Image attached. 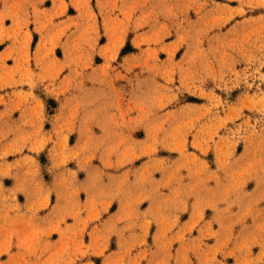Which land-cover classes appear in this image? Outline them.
Returning a JSON list of instances; mask_svg holds the SVG:
<instances>
[{"label": "rangeland", "instance_id": "obj_1", "mask_svg": "<svg viewBox=\"0 0 264 264\" xmlns=\"http://www.w3.org/2000/svg\"><path fill=\"white\" fill-rule=\"evenodd\" d=\"M27 103L0 264H264V0H0Z\"/></svg>", "mask_w": 264, "mask_h": 264}, {"label": "crops", "instance_id": "obj_2", "mask_svg": "<svg viewBox=\"0 0 264 264\" xmlns=\"http://www.w3.org/2000/svg\"><path fill=\"white\" fill-rule=\"evenodd\" d=\"M34 108V104L27 103L21 105L19 109L0 111V141L3 138L11 139L12 141L19 139L27 141L25 138L29 132H32ZM53 126L55 128L58 126L56 121Z\"/></svg>", "mask_w": 264, "mask_h": 264}]
</instances>
